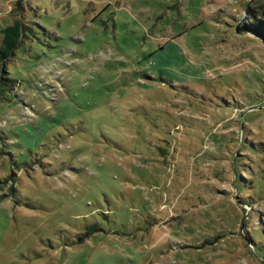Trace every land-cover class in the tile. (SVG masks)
<instances>
[{
    "label": "rangeland",
    "instance_id": "1",
    "mask_svg": "<svg viewBox=\"0 0 264 264\" xmlns=\"http://www.w3.org/2000/svg\"><path fill=\"white\" fill-rule=\"evenodd\" d=\"M261 1L0 0V264H264Z\"/></svg>",
    "mask_w": 264,
    "mask_h": 264
},
{
    "label": "trees",
    "instance_id": "2",
    "mask_svg": "<svg viewBox=\"0 0 264 264\" xmlns=\"http://www.w3.org/2000/svg\"><path fill=\"white\" fill-rule=\"evenodd\" d=\"M252 20L246 22L240 30L248 32L264 42V0L253 8L246 10ZM24 27L20 22L15 21L11 25H7L1 30L2 38L0 44V95L10 88L13 79L9 77V72L5 68L6 60L14 55L15 49L18 47L21 36L24 35ZM3 91V93H2Z\"/></svg>",
    "mask_w": 264,
    "mask_h": 264
}]
</instances>
